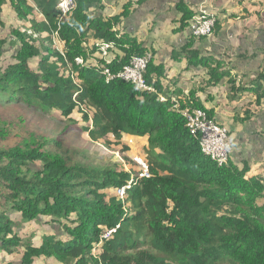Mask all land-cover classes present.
<instances>
[{
	"label": "trees",
	"instance_id": "trees-1",
	"mask_svg": "<svg viewBox=\"0 0 264 264\" xmlns=\"http://www.w3.org/2000/svg\"><path fill=\"white\" fill-rule=\"evenodd\" d=\"M31 1L33 5L28 0H0V15L2 6L11 2L31 29V34L14 31L20 42L16 62L0 68V102L24 103L45 112L56 109L65 118L77 111L84 121H91L84 130L92 140L108 134L116 139L146 136L149 176H134L121 198L103 189L126 185L132 178L127 172L73 164L67 149L48 150L31 136L22 144L0 147V249L10 253L11 247L21 244L10 216L16 212L28 223L52 218L63 233L46 232L40 245L26 244L22 264H33L41 256L62 264H264L261 178L248 176L247 164L240 168L228 160L217 165L201 152L180 113L183 104L175 108L172 97L165 95L159 81L163 71L153 63L152 54L144 77L154 90H135L118 77L106 81L101 68L88 63L97 53V43L124 47L122 58L109 64L97 60L113 74L132 55L146 52L142 44L115 29L130 14L133 2L126 0L118 14L107 17L92 14L95 9L102 13L101 0H76L75 10L60 19L58 0ZM257 3L263 6L262 1ZM175 7L181 16L174 32L186 29L193 16L182 0ZM244 9L248 13L250 8ZM32 13L42 19L28 18ZM218 27L216 16L214 31ZM4 44L0 38V57ZM187 53L190 59L197 54ZM35 57L33 70L29 60ZM205 62L210 85L227 74L219 71L218 62L214 67L211 59ZM260 81L264 74L253 87L256 103L264 96ZM84 107L92 108L91 116ZM96 244L98 259L91 255Z\"/></svg>",
	"mask_w": 264,
	"mask_h": 264
},
{
	"label": "crops",
	"instance_id": "crops-1",
	"mask_svg": "<svg viewBox=\"0 0 264 264\" xmlns=\"http://www.w3.org/2000/svg\"><path fill=\"white\" fill-rule=\"evenodd\" d=\"M125 1L101 0L102 13L95 9L92 14L111 17L122 10ZM131 1L130 14L115 27L117 34L135 39L146 52H151L153 63L163 71L159 81L166 96L179 100L182 106L206 110L217 123L228 128V134L234 136V143L230 140L233 151L229 161L240 168L247 164L248 176L260 177L264 184V96L256 103L253 93L258 76L264 74V56L262 52L258 55V50L253 52L251 42L245 41L254 37L253 42L259 48L264 42V26L253 25L264 21V8L257 12L259 0H243L241 4L235 0H182L193 15L202 4L215 12L219 27L209 38L192 36L188 27L174 32L181 16L175 7L179 0H141L140 4L137 0ZM260 1L264 5V0ZM244 8H250L249 12ZM236 13L245 16L241 28L223 26L224 17L236 16ZM37 19L42 17L38 15ZM242 32L245 38L239 45ZM123 48L110 49V57L122 58ZM188 51L197 54L190 59ZM90 59L88 63L96 66L99 54ZM207 59L212 60L211 67L218 62L219 71L227 72L213 85L209 84L208 68L204 65ZM260 82L264 87V81ZM127 137L142 138L147 144L146 136L122 135V139Z\"/></svg>",
	"mask_w": 264,
	"mask_h": 264
},
{
	"label": "rangeland",
	"instance_id": "rangeland-1",
	"mask_svg": "<svg viewBox=\"0 0 264 264\" xmlns=\"http://www.w3.org/2000/svg\"><path fill=\"white\" fill-rule=\"evenodd\" d=\"M27 4L33 5L31 0H28ZM201 6L204 7L205 5L202 4ZM262 8H264V5L259 8V11ZM236 14V16L230 15L228 17H224L223 26L230 29L233 27L241 28V25H243V22L245 21V16H240L239 13ZM33 16L38 18V14L36 13L30 14L28 18H32ZM262 17L264 18V16ZM253 25L264 26V21L257 23V25L253 23ZM29 26L30 24L27 19L18 17V14L13 9L11 2H6V4L2 6V12L0 15V38L5 40V44L0 57L1 69H4L7 65L16 62L15 55L20 40L14 31H18L20 33L26 31L31 34ZM228 30L229 29H226L227 32ZM244 34L245 32H242L240 35L239 45L242 44V39L245 38L243 37L245 36ZM34 36H36V33H34ZM42 36L44 35H38L37 37ZM253 38L254 37L245 39L246 44L251 42L253 52L258 50L259 54H257L260 55V52H262L264 56V42H262V44L259 43L261 44L260 48L256 47L253 42ZM262 39L264 41V37ZM243 48H245V46ZM51 59L54 60V57ZM37 62L38 57L30 58V68L36 70ZM84 111L88 114V116H91L92 108L84 107ZM90 124L91 121H84L81 114L77 113V111L65 118L56 109L45 112L38 108L28 107L24 103L13 104L1 101L0 147H11L22 144L25 139L31 136L35 137L40 142H43L45 148L48 150L63 153L64 150L67 149L66 152L71 158V163L73 164L78 162L80 164L90 165L93 167H110L118 171L127 172L130 176L136 175L139 170V166L134 162V158L138 157L146 162L147 154L145 153L146 145L144 140L142 138L136 139L135 137L116 139L111 134L103 136L97 140H92L88 133L84 130V128L90 126ZM228 137V140H231V142L234 143V136L228 134ZM55 140L60 142L59 147L54 145L53 141ZM231 147L233 151L232 144ZM103 191L107 195L116 194L118 196L117 190L106 188L103 189ZM262 201L263 200L260 202ZM10 216L15 223L14 230L21 238V244L19 247H11L12 251L10 253L5 249H0V264H22L20 263V259L26 244L31 243L33 246L40 245V236L46 232L50 234H61L60 226L52 218L46 217L42 219L41 217H38L37 220L30 221L28 223L22 220L20 215L16 212H11ZM62 238L65 239L64 236ZM91 253L93 257L98 259V244L93 247ZM73 263L74 262H72V264ZM33 264L62 263L56 261L52 257L41 256L39 258H35ZM88 264H90V262H88Z\"/></svg>",
	"mask_w": 264,
	"mask_h": 264
},
{
	"label": "built area",
	"instance_id": "built-area-1",
	"mask_svg": "<svg viewBox=\"0 0 264 264\" xmlns=\"http://www.w3.org/2000/svg\"><path fill=\"white\" fill-rule=\"evenodd\" d=\"M56 8L60 12V19L66 18L75 10L76 0H58ZM215 21V12L209 7L201 6L189 22V32L196 38L209 37L213 34ZM52 35L54 40H57V31H54ZM96 47L99 57L102 58L106 64H109L112 61L109 51L114 47V43H97ZM150 60V52L132 55L128 63L116 74L111 73L107 67L99 64L96 66L101 68L102 73L106 76V81L118 77L124 81L130 82L135 90H154L153 87L147 84L144 77L145 70ZM76 61L78 63L83 62L81 58H76ZM160 99L164 100V97L160 96ZM174 101V107L177 108L179 104L177 100ZM180 113L185 119L186 127L190 134L198 141L201 152L217 165L226 164L232 151L231 143L228 140V129L210 118L206 111L201 108L185 106L180 110ZM134 162L139 166V170L134 176L139 178L148 177L149 171L147 163L138 157L134 158ZM134 176H132L126 185L117 189L119 197L123 198L126 190L131 188V184L134 183ZM113 230L114 229L107 231L104 237H107Z\"/></svg>",
	"mask_w": 264,
	"mask_h": 264
},
{
	"label": "clouds",
	"instance_id": "clouds-1",
	"mask_svg": "<svg viewBox=\"0 0 264 264\" xmlns=\"http://www.w3.org/2000/svg\"><path fill=\"white\" fill-rule=\"evenodd\" d=\"M83 63V62H82ZM164 97V96H163ZM172 99H174V100H176L175 98H173L172 97ZM179 101V100H178ZM177 101V102H178ZM178 104L180 105V101L178 102ZM186 106H191V105H186ZM183 107H185V106H183ZM195 107V106H194ZM202 109V108H201ZM204 110V109H203ZM206 111V110H205ZM206 113H207V111H206ZM208 114V113H207ZM209 116V115H208ZM211 118V117H210ZM213 119V118H212ZM214 120V119H213ZM215 121V120H214ZM219 124V123H218ZM221 125V124H220ZM228 139H229V137H228ZM232 152V151H231ZM231 154V153H230ZM230 159V155H229V158H228V160ZM228 162V161H227Z\"/></svg>",
	"mask_w": 264,
	"mask_h": 264
}]
</instances>
